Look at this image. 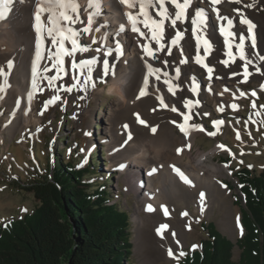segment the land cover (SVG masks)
Listing matches in <instances>:
<instances>
[{
  "label": "bare ground",
  "instance_id": "bare-ground-1",
  "mask_svg": "<svg viewBox=\"0 0 264 264\" xmlns=\"http://www.w3.org/2000/svg\"><path fill=\"white\" fill-rule=\"evenodd\" d=\"M78 2L81 5V19L86 21L88 12L85 9L88 0H78ZM36 4L37 0H14L7 18L0 20V68H3L7 74L6 80L5 76L0 75V89H2L0 90V140L3 138L13 140L17 133H23L29 128V124L38 123L42 117L39 113L37 89L33 91L30 81L31 63L36 53L34 31ZM247 5L253 6L247 7ZM167 6L170 11H174L170 4ZM213 7L218 9L221 16L232 19L230 30L236 33L233 44L239 43L241 35L249 37L248 25L240 22L242 18L250 19L256 25L254 29L264 34V0H241L240 3H236L235 0H221L216 5H212L210 0H191L187 10L188 20L178 21L175 29L166 22L164 38L161 41L165 47L156 53L159 61L148 60L147 57L141 59L143 56L141 44L148 41L131 30L125 15L129 11L136 10L122 7L118 0H102L103 14L96 17L93 24L94 28L103 25L100 32L84 34L81 37L82 43L88 45L91 50L77 53L76 59L106 58L114 71V75L110 74L104 78L109 85L108 91L112 95V101L103 116V130L100 134V140L108 147L111 169H121L120 174L126 175L128 192H138L140 181L146 182V187L143 188L145 195L140 202L141 206L138 205L139 216L136 218V253L143 258L141 264H159L161 260L172 258L169 250L172 252V249L180 245V241L187 240L190 220L186 215L176 217L169 208L170 203L174 206L177 202L185 203L188 212L191 211L190 206L194 205L202 213L208 211L210 214H215L220 228L225 233L234 235L238 229L234 220L232 192L222 181L228 169L220 166L221 164L217 166L209 162L211 156L223 145L218 143L211 151L191 154L192 146L199 134L189 132L185 135L184 131L186 144L189 146L183 147L175 127L186 124V121L184 116L168 109V104L180 102L181 92L184 91L189 94L194 93L205 101H212L215 103L216 111L219 109L218 103L231 109L235 104L238 108L242 106L243 98L248 95L238 89L235 81L222 79L218 67L212 60L213 55L227 52L223 43L224 38L220 35L221 25L225 26L226 31L229 30L226 20L216 18V12L212 11ZM195 9H204L209 17V22L204 26V35L210 38L213 47L207 56L204 54L203 64L214 68L210 80L207 79L208 72L205 67L190 61L194 51L196 52L191 33V17L194 16ZM122 24L125 30L117 36L116 33ZM83 26L77 24L75 27ZM139 27L147 32L142 25ZM176 30L183 31V39L178 46H171L170 39L175 36ZM105 35L108 37L105 47H115V40L120 41L123 55L118 59L115 58V53L110 57H104L103 52L94 51L97 45L91 44L92 36L99 41L100 37ZM151 46L159 47L155 42H152ZM181 47L183 55H181ZM232 53L235 54L233 50ZM183 59H187V62L181 63ZM145 60H148L154 68L161 69L159 73L161 79L156 80L154 76H150L148 87L145 89L146 95L140 96V90L144 87L143 79L147 74ZM164 61H167V64ZM9 62L12 64L10 69ZM45 65L51 66V61L46 59L42 68ZM65 67H70V58L65 57ZM101 71L102 65L98 63L93 74L97 75ZM53 72L54 69L43 75L50 76ZM69 75L70 81L74 83L71 73ZM193 77L197 85L196 92L192 91ZM164 80H169L174 85V95L168 91V85L163 82ZM43 83L49 88L47 81ZM29 92H32L31 100L28 98ZM160 98H163L167 107L161 104ZM77 112L79 115V111ZM132 112L141 116L145 123L134 126L127 134L121 124L130 120ZM227 125L229 129L234 127L238 130L243 139L241 125L228 123ZM153 127L156 128L155 133L151 131ZM129 135L131 139L128 138ZM174 168L180 169L191 184L181 180ZM201 193L204 194L203 200L200 198ZM149 206L151 211L148 210ZM143 212L144 217L141 216ZM161 225L168 227L161 228Z\"/></svg>",
  "mask_w": 264,
  "mask_h": 264
},
{
  "label": "rangeland",
  "instance_id": "rangeland-1",
  "mask_svg": "<svg viewBox=\"0 0 264 264\" xmlns=\"http://www.w3.org/2000/svg\"><path fill=\"white\" fill-rule=\"evenodd\" d=\"M253 33L255 48L251 46V38L245 37L244 52L253 61V64L248 66L250 74L247 75L246 80L244 61L239 58L240 53L235 44L232 50L237 58L234 62L227 55L229 51L227 49L226 54L212 56L213 62L218 67V73L222 75L221 78L235 81L238 89L248 94L241 101L242 106L235 110L218 103L219 109L216 111L215 103L212 101H205L202 97L185 91L181 92L180 102L168 104L169 110L172 107L178 110L177 112L172 111L173 113L188 115L186 125L189 127L186 133L197 132L199 134L192 146L191 154L197 155L201 151H211L218 143L223 145L216 154L211 156L209 162L217 166L221 164L220 166L228 169L222 181L232 192L234 220L238 229L234 235L225 233L220 228L215 214H210L208 211L202 213L194 205L190 206L191 211L188 212L186 211L187 204L177 202L174 206L170 203L169 208L176 217L187 213L190 229L187 240L180 241V245L172 249V258L161 260L159 264H180L187 253L201 249L202 243L209 238L205 227L208 224L213 225L215 230L233 243V261L237 264L241 261L243 251L239 248L238 241L246 234L243 224V212L246 206L236 173L243 167L252 170L255 174H260L264 169V60L260 58L264 56V34L255 29ZM193 44L195 47L194 42ZM201 52L204 53L203 47ZM196 54L194 51L193 57H196ZM193 57L190 61L196 63ZM221 60H228V65L220 63ZM257 68L261 71L257 72ZM234 73L239 74L234 75ZM54 74L55 70L50 76ZM93 77L95 87H92L90 83L83 91L78 86L72 88L71 92L64 90L73 84L70 81V75L57 80L55 89L46 88L43 81L47 80L40 79L37 95L39 113H42L40 115L42 117L39 122L29 124V128L23 133H17L13 140L4 138L0 140V227L13 219L22 218L26 213H31L39 207L40 203L34 193L23 189L24 183L32 181L37 172L47 170L53 159L74 158L75 164L80 168L88 160H92L99 168L101 167V173L92 176V179L102 182L108 178L107 186L112 193V203H116L121 210L127 211L130 215L132 243L130 264H141L143 258L136 253V218L139 216L138 205L141 206L140 202L143 201L145 195L143 188L146 187V182L140 181L138 192H128L126 175L120 174L121 169H111L108 147L100 140V134L103 130V116L111 105L112 95L108 91L109 85L104 78L95 74ZM101 93H103L102 96ZM55 96L59 99L47 103ZM185 103L188 104L187 107ZM46 104L47 107H45ZM188 107L189 110H187ZM216 112L219 114L217 115ZM140 120H142L141 116L138 120L137 114L132 112L130 120L124 121L121 126L129 134L130 129L141 124ZM215 121H223V123L214 124ZM227 123L241 125L243 139L238 130L234 127L229 129ZM175 131L180 135L182 146L188 147L184 131L182 132L178 126L175 127ZM209 133H214V135ZM238 135L239 138H237ZM144 215L143 212L141 216L144 217Z\"/></svg>",
  "mask_w": 264,
  "mask_h": 264
},
{
  "label": "trees",
  "instance_id": "trees-1",
  "mask_svg": "<svg viewBox=\"0 0 264 264\" xmlns=\"http://www.w3.org/2000/svg\"><path fill=\"white\" fill-rule=\"evenodd\" d=\"M100 173L92 160L80 168L74 158L58 157L24 183L40 205L0 227V264H130V215L112 203L108 178L92 179ZM236 175L246 206L238 264H264V169L255 174L243 167ZM205 227L209 238L180 264H237L233 243Z\"/></svg>",
  "mask_w": 264,
  "mask_h": 264
},
{
  "label": "snow or ice",
  "instance_id": "snow-or-ice-1",
  "mask_svg": "<svg viewBox=\"0 0 264 264\" xmlns=\"http://www.w3.org/2000/svg\"><path fill=\"white\" fill-rule=\"evenodd\" d=\"M221 0H210L212 5L219 4ZM236 3H240L241 0H235ZM14 0H0V20H4L7 18V15L10 13ZM120 3L125 5L129 9H135L136 11L127 12L126 18L129 24L131 25V30L133 32L139 33L140 37L147 40V43L141 44V49L143 52V56L147 57L148 60L157 59L156 53L162 50L165 45L161 43L164 38L165 24L168 22L169 26L172 28H176L177 22H185L188 20L187 10L190 7L191 0H120ZM171 5L174 8V11H170L167 5ZM253 5H247V7H252ZM91 10V11H88ZM85 11L88 12L87 20L81 19V5L78 0H37L36 9L34 13V28L36 32V53L35 59L32 61L31 67V77H32V89L35 91L38 88V81L40 79H44L48 81V86L50 88L55 89V82L57 80H62L64 76L69 75L71 73V79L74 83L64 88L65 91L71 92L72 88L78 87L81 91L85 90L89 84L91 83L92 87H95L93 73L96 71L97 64L102 65V71L97 73V75L102 78H107L110 74L114 75L113 67L110 66L108 59L101 58L97 59L96 57H92L91 59H76L77 53H83L91 50L88 45L82 43L81 37L84 34L91 35L93 32L99 33L101 30V26L93 27L96 17L102 15V0H88L87 8ZM213 12H216V18L218 20H226L228 29L226 31L225 26L221 25L220 27V35L223 36V43L229 49L227 55L230 58L234 56L231 51L234 44L233 41L236 39V33L230 30L233 21L227 16H221L218 9L215 7L212 8ZM238 11V10H237ZM195 14L191 17V33L192 36L196 39V47L197 53H199L201 45L203 46V51L205 56H207L212 49L213 45L210 41V38L204 35V26L206 19V12L204 9H195ZM154 13V14H153ZM46 14V18H45ZM241 23L248 25V35L251 38V46L255 48V35L253 33V29L256 25L247 18H242ZM77 24L84 25L82 28H76ZM143 26V29H146L147 32L142 31L139 27ZM125 30V26L122 24L116 33L118 36L120 32ZM183 31L176 30L175 36L170 39L171 46H177L179 40L183 39ZM245 36L241 35L239 37V43L235 44L237 51L240 53V59L244 61V78L247 79L248 66L253 64V61L248 58V56L244 52L245 47ZM45 41H50V45L45 47ZM108 37L101 36L98 41L95 36H92L91 44L97 45L94 49L96 52H103V56H111L113 53L116 54L115 58H119L123 55V47L118 39L115 40V47H105L107 44ZM152 42L159 45L157 48H153ZM53 48L55 51H53ZM45 51L47 55H45ZM181 55H183V48L180 49ZM170 54V51H169ZM65 57L70 58V67H65ZM261 60H264V56L260 57ZM51 61V66L45 65L42 69L40 67V62L43 60ZM148 60H145V67L147 69V74L144 76L143 85L141 88L139 95H146L145 89L149 84V77L154 76L156 80H160L161 77L159 73L161 69L154 68L152 64L148 63ZM181 63H186L187 59H183L180 61ZM195 62L201 64L203 67L207 69L208 79L212 78V73L214 71L213 67H209L207 64H203L202 59L199 55L196 56ZM167 64V61H164ZM220 63H223L225 66L228 65V60H221ZM12 64L8 63V68L10 69ZM55 70V74L52 76H44L43 73L52 72ZM257 72H260L261 69L257 68ZM177 74H179V69H177ZM239 73H234L237 75ZM0 75L5 76V80L7 79V74L5 73L3 68H0ZM168 85V91L175 94L173 91L174 85L169 80L163 81ZM63 87V85H61ZM2 90V89H0ZM197 85L195 84V77H193V87L192 91L196 92ZM227 91V89H225ZM255 93H253L254 95ZM243 95V93H241ZM29 100L32 99V92L28 94ZM139 98V97H137ZM59 99L58 96L53 97L52 100H49L47 103H52L54 100ZM161 104L164 105L163 98H160ZM167 107V105H164ZM255 107V105H253ZM47 107V104L45 105ZM185 107H187V103H185ZM232 108H237V105L233 104ZM171 111L177 112L178 110L175 107L171 108ZM42 115V113H41ZM183 115V114H182ZM137 118L139 120V115L137 114ZM189 119L188 115H184V120L187 121ZM141 124L145 122L143 120L139 121ZM175 123V122H173ZM223 121H215L214 124H220ZM180 127V130L183 132V125H177ZM125 127H127L125 125ZM201 130H203L201 128ZM153 133L156 132V128L153 127L151 129ZM210 135H214V133H209ZM185 135L187 133L185 132ZM131 139V135L128 137ZM239 138V135L237 136ZM223 147V146H221ZM155 171V170H154ZM174 171L183 180L186 184H191V181L184 175V173L178 169L174 168ZM201 200L204 198V194H200ZM151 211V207L148 208ZM187 213H185L186 215ZM167 225H161V228H167ZM159 231V230H158ZM169 255H172L171 250H169ZM183 255V253H181Z\"/></svg>",
  "mask_w": 264,
  "mask_h": 264
},
{
  "label": "water",
  "instance_id": "water-1",
  "mask_svg": "<svg viewBox=\"0 0 264 264\" xmlns=\"http://www.w3.org/2000/svg\"><path fill=\"white\" fill-rule=\"evenodd\" d=\"M158 60H159V58L155 59V61H158Z\"/></svg>",
  "mask_w": 264,
  "mask_h": 264
}]
</instances>
